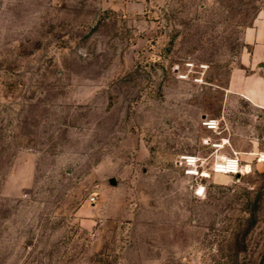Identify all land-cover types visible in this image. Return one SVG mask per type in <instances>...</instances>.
<instances>
[{"label":"rangeland","instance_id":"1","mask_svg":"<svg viewBox=\"0 0 264 264\" xmlns=\"http://www.w3.org/2000/svg\"><path fill=\"white\" fill-rule=\"evenodd\" d=\"M259 6L0 0V264H264V164L180 165L226 105L262 134L226 91Z\"/></svg>","mask_w":264,"mask_h":264},{"label":"crops","instance_id":"2","mask_svg":"<svg viewBox=\"0 0 264 264\" xmlns=\"http://www.w3.org/2000/svg\"><path fill=\"white\" fill-rule=\"evenodd\" d=\"M259 3V9L252 23L243 32L244 46L237 56V66L231 71L226 91L228 98L238 97L248 104L253 117L262 126V134L250 135V132L247 134L245 127L240 126L238 122L235 126L232 118L228 115L227 105L223 116L214 118L220 121V125L223 120H226L228 129L232 121L233 132L229 130V133L221 138V140H228L225 147H233L234 143H240L247 139L250 150L233 148L242 159L244 157L250 159L251 153L264 151V0H259Z\"/></svg>","mask_w":264,"mask_h":264},{"label":"built area","instance_id":"3","mask_svg":"<svg viewBox=\"0 0 264 264\" xmlns=\"http://www.w3.org/2000/svg\"><path fill=\"white\" fill-rule=\"evenodd\" d=\"M203 124L211 131L218 132L220 130V121L217 119H207ZM228 140L213 142L214 151L211 154L210 168L206 169V160L195 154H185L180 158V165L183 167L187 176L195 178L208 177L211 174H228L242 175L251 170L253 163L264 164V151L251 153L249 160L242 159L238 152L232 154H222L225 144ZM249 166V169H248Z\"/></svg>","mask_w":264,"mask_h":264},{"label":"water","instance_id":"4","mask_svg":"<svg viewBox=\"0 0 264 264\" xmlns=\"http://www.w3.org/2000/svg\"><path fill=\"white\" fill-rule=\"evenodd\" d=\"M111 185H116L117 184V181L115 178H111L110 181Z\"/></svg>","mask_w":264,"mask_h":264}]
</instances>
